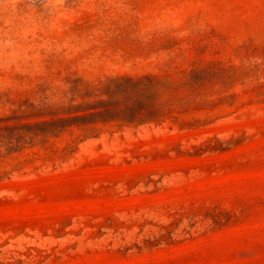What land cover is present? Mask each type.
I'll return each mask as SVG.
<instances>
[{
	"label": "rangeland",
	"instance_id": "obj_1",
	"mask_svg": "<svg viewBox=\"0 0 264 264\" xmlns=\"http://www.w3.org/2000/svg\"><path fill=\"white\" fill-rule=\"evenodd\" d=\"M0 264H264V0H0Z\"/></svg>",
	"mask_w": 264,
	"mask_h": 264
}]
</instances>
